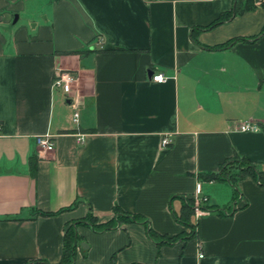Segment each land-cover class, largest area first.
Instances as JSON below:
<instances>
[{
  "label": "crops",
  "instance_id": "obj_1",
  "mask_svg": "<svg viewBox=\"0 0 264 264\" xmlns=\"http://www.w3.org/2000/svg\"><path fill=\"white\" fill-rule=\"evenodd\" d=\"M250 1L202 29L244 0H0V264H58L68 226L72 264H264V187L205 178L233 157L264 171V9ZM59 70L68 93L51 87ZM187 201L193 235L160 243L189 231ZM114 208L139 221L75 222Z\"/></svg>",
  "mask_w": 264,
  "mask_h": 264
},
{
  "label": "trees",
  "instance_id": "obj_2",
  "mask_svg": "<svg viewBox=\"0 0 264 264\" xmlns=\"http://www.w3.org/2000/svg\"><path fill=\"white\" fill-rule=\"evenodd\" d=\"M235 1H241V0H233ZM261 7L264 9V2H259ZM251 6V1L250 0H244L243 6L239 8L235 4L231 7L229 11L226 13L221 14L219 17H217L213 22L209 23L207 26L203 27L202 29L210 28L212 26H215L227 19H229L231 16L241 12L242 10L248 9ZM264 33V22L263 25L259 31V33L254 36L252 39L260 36L261 34ZM237 38H232L229 39L223 43L213 45L211 47H208L209 49H221L229 46L232 42H234ZM245 40V39H242ZM251 40V39H250ZM261 127L264 129V124L261 125ZM248 175L251 178H253L257 183L264 187V171H259L256 170L255 167L247 160L244 158H239V157H233L224 163H222L218 167L217 172H211L208 173L205 178L207 180H227L230 182L232 187L235 190V182L237 179ZM114 216L113 218L109 219L105 223L98 224L96 225L94 222L93 217L90 215H87L86 217L75 221L76 223H83V224H88L90 225L93 229H100V230H105L109 229L113 226L114 223L116 222H127V221H139V218L136 214L128 213L125 211H121L117 208L113 209ZM45 214V213H43ZM192 214V201H187L185 204L182 206V210L180 215L176 218L180 223L184 224L189 231L185 234H179L176 237H167L161 239L159 242L160 243H170L174 241L177 237L180 239H185L189 238L190 236L193 235V224L189 222V216ZM145 225V231L146 234L149 238H154V233L151 231V229L147 226L145 221H141ZM79 238L74 232V229L70 226H68L63 234V249H62V254H61V260L59 261L58 264H72V260L75 255V246L77 245ZM25 264H48L43 260H32L29 262H26ZM110 264H113V257H111Z\"/></svg>",
  "mask_w": 264,
  "mask_h": 264
},
{
  "label": "built area",
  "instance_id": "obj_3",
  "mask_svg": "<svg viewBox=\"0 0 264 264\" xmlns=\"http://www.w3.org/2000/svg\"><path fill=\"white\" fill-rule=\"evenodd\" d=\"M259 3V1H257ZM73 77L72 74L68 71L59 70L57 71L52 79H51V87L59 88L63 93H68L70 90V83ZM151 80L154 82H162L164 80V76L161 73H155L151 75ZM71 120L76 122L77 120V112L74 111L71 115ZM257 126L249 123H241L239 125V130L247 131V130H256ZM83 134L77 135V140L81 141ZM33 141L37 147L42 150L49 151L53 147V141L51 140V135L47 132L36 134L33 137ZM169 143V139L167 137H163L160 139V145L165 146ZM200 183L197 181L194 185V198H193V207H194V216L197 217L199 214L203 213L204 209L200 206V198H198Z\"/></svg>",
  "mask_w": 264,
  "mask_h": 264
},
{
  "label": "rangeland",
  "instance_id": "obj_4",
  "mask_svg": "<svg viewBox=\"0 0 264 264\" xmlns=\"http://www.w3.org/2000/svg\"><path fill=\"white\" fill-rule=\"evenodd\" d=\"M257 1H259V2H264V0H257Z\"/></svg>",
  "mask_w": 264,
  "mask_h": 264
}]
</instances>
